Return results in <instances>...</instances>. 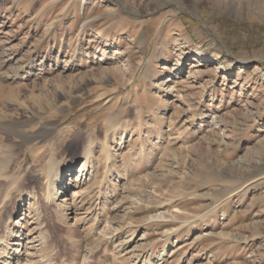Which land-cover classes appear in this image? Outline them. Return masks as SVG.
I'll return each instance as SVG.
<instances>
[{
	"label": "rangeland",
	"instance_id": "1",
	"mask_svg": "<svg viewBox=\"0 0 264 264\" xmlns=\"http://www.w3.org/2000/svg\"><path fill=\"white\" fill-rule=\"evenodd\" d=\"M85 1L0 0V264H264V0Z\"/></svg>",
	"mask_w": 264,
	"mask_h": 264
},
{
	"label": "bare ground",
	"instance_id": "2",
	"mask_svg": "<svg viewBox=\"0 0 264 264\" xmlns=\"http://www.w3.org/2000/svg\"><path fill=\"white\" fill-rule=\"evenodd\" d=\"M85 1V0H84ZM118 5H122V7H124V5H126V1H122V0H117ZM130 1V0H129ZM86 2V1H85ZM85 2H82L83 4H85ZM132 3V2H131ZM133 6H138L137 3H134ZM118 10V8H114V10H110L111 13H113L114 11ZM87 24V22H85L83 24V27ZM86 27V26H85ZM203 59V58H202ZM197 64L194 66L193 68H200L203 66V63L200 61L196 62ZM116 69H117V65H116ZM212 73H221L223 72V66L222 65H213L212 69L210 70ZM195 74H201V71L198 69L197 71H194ZM172 90V89H171ZM177 135L182 136L183 132H181L180 130L178 131ZM86 164V162H85ZM85 164H83V166L85 167ZM68 175L66 176L67 178L72 177L73 178V174H71V171L69 173H67ZM63 178V177H62ZM69 180V179H68ZM73 180V179H72ZM78 181V179L73 180V183H76ZM79 183V182H78ZM53 187V185L51 186ZM57 189V188H56ZM55 190V189H54ZM51 194V193H50ZM74 194H77V191H74ZM54 197V196H53ZM82 198V197H81ZM46 203L47 205H53L55 204L53 198L51 197V195H49L46 198ZM4 206V205H3ZM2 205L0 206V208L3 207ZM17 206V205H16ZM19 206V205H18ZM25 206V205H24ZM73 206V205H72ZM66 210V209H65ZM17 210H15L16 212ZM19 211V210H18ZM17 211V212H18ZM16 212V213H17ZM15 213V214H16ZM17 215V214H16ZM11 222V221H10ZM31 224V223H30ZM7 230V228H6ZM9 231V230H8ZM7 231V232H8ZM35 231V230H33ZM32 231V232H33ZM34 233V232H33ZM130 234V233H129ZM36 237L33 238V235L27 234L25 237L27 238V244L28 246L26 247V253H25V259L24 262L22 261H18L17 264H63L62 262H60L57 258V246L55 244H53V240L52 237L49 235L48 231L45 229V225L40 224L38 228H36V233H35ZM165 235V234H164ZM21 236H23V233L20 234V236H17L18 238H20ZM131 239H129L128 242L125 243V249H131V243L135 242L136 240H138L139 237H135V234L132 233L130 234ZM204 238V237H203ZM144 240V239H143ZM11 241V240H10ZM21 241V240H19ZM49 242L51 245H49ZM7 240L5 239V237H0V245L6 246ZM15 243L14 245H19L20 242H13ZM123 243V242H122ZM36 244V245H35ZM145 245V244H144ZM8 246V245H7ZM72 246V245H71ZM59 247V246H58ZM10 248V247H9ZM62 248V247H61ZM60 248V250H61ZM142 248V247H141ZM81 249V248H80ZM59 250V251H60ZM50 251V256H47V254H45L46 252ZM69 252V251H68ZM77 255V253H76ZM90 257V256H89ZM78 258V257H77ZM88 258V257H87ZM135 258V257H134ZM137 258V257H136ZM88 260V259H87ZM87 262V261H86Z\"/></svg>",
	"mask_w": 264,
	"mask_h": 264
}]
</instances>
